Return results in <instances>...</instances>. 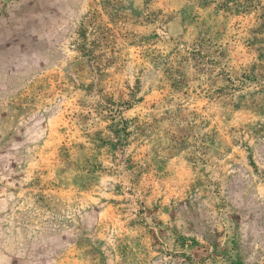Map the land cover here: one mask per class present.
<instances>
[{
  "label": "rangeland",
  "instance_id": "rangeland-1",
  "mask_svg": "<svg viewBox=\"0 0 264 264\" xmlns=\"http://www.w3.org/2000/svg\"><path fill=\"white\" fill-rule=\"evenodd\" d=\"M0 264H264V0H0Z\"/></svg>",
  "mask_w": 264,
  "mask_h": 264
}]
</instances>
